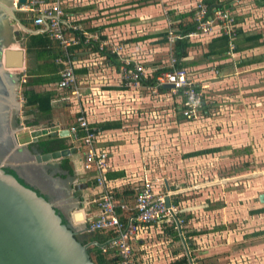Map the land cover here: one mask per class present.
<instances>
[{
    "label": "crops",
    "instance_id": "obj_1",
    "mask_svg": "<svg viewBox=\"0 0 264 264\" xmlns=\"http://www.w3.org/2000/svg\"><path fill=\"white\" fill-rule=\"evenodd\" d=\"M75 1V3L72 1V4L69 1L68 5L64 7V21L67 20L66 22H70L69 24L76 27L78 35L83 40L96 36L101 43L106 42L110 49L115 44H119L123 48L124 57L142 62L146 71L144 78H147L151 77L156 70L162 69V65L166 61L163 60L161 64L159 63V53L165 51V47L155 44L160 37V33L166 30L168 25L162 15V9L175 10L181 13L190 10L193 4L200 0ZM232 7V13L235 16L242 17V20L237 24L238 28L243 32L256 34L260 37L254 45L243 42L241 50L231 52L226 59H219L205 65L186 67L188 73L196 82V77H200L198 79L200 82L201 80L204 81V84H201L204 89L216 87L217 94L222 95L221 98L217 99L218 109L215 118L201 116L193 122L178 121L180 117L176 115L174 105L171 106L173 107L172 111L169 103L171 99V105L174 103V97H160L161 93L154 97L149 94V87L147 86L139 83L137 87H129L126 83H122L118 73V66L120 65H113L112 60L107 59L103 53L85 51L84 46L87 44L84 42L79 44L82 45L84 51L81 49L76 55L72 51L73 57L78 62L74 72L78 83V92L81 94L79 99V96L73 94L72 89H58L60 68L57 67L59 65L55 63V59L53 61L54 50L49 52L48 47H46L39 53L28 52L27 43L30 34L24 32L21 36L15 35V32L21 29L7 19L4 31L2 30L6 40L4 42L0 39L6 44L9 43L10 48H21L23 51V67L11 71V73H18L20 77L18 96L22 101V110L33 113V115L37 111L35 107L29 108L24 105V91L32 92L35 95L46 93L51 95L49 118L42 117L37 111L39 121L32 126L38 128L58 126L60 130L68 129L80 115L78 112L80 109L82 111L85 109V116L92 124L96 125L106 121L119 122L120 126L117 128L101 130L103 138L96 145L111 151L108 168L104 174L106 184L113 191L120 192V190L128 187L133 189L141 178L148 176L153 179H160L161 189L163 192L170 193L171 203L173 195L186 196V200L179 203V208L181 212L190 215L191 218L188 222L192 224L190 230L195 231L197 234L188 236V240L192 244L195 243L197 247L202 245L199 248H203L202 242H209L214 234L218 235L217 232L208 231L210 229L217 231V229L212 228L215 224L212 221L208 223V219L209 216L212 217V214L214 216L219 211L222 213L227 211L226 208H220L227 205L226 203L223 204L226 199H228L229 207H233L232 216L234 218H240L242 214L239 202L242 200L241 196H245L246 193L244 191L237 193L234 189L231 194H225L220 189L219 200L223 206L209 208V202L213 204L215 200L209 199L210 196L205 195L204 189L215 182L231 181L233 183L231 186L235 187L242 178H247L248 202L249 205H252L248 210V214L251 215L248 219L249 225L251 222L256 224V221L264 223V212L250 214L251 211L264 209V203H260L258 198L261 193H264V0H235ZM24 26L32 31H43L42 28H33L32 25ZM70 32L66 33L67 37L71 36ZM44 33L45 31L32 35ZM100 37L103 38L100 39ZM138 37H146V39L127 42ZM211 37L212 35L202 36L195 41L206 44ZM53 46L55 47L54 44ZM109 54L115 55V61L119 62V58L115 53L109 51ZM193 54L192 52L190 55ZM226 63L232 64L229 66L230 69L216 70V66ZM54 68H56L55 73L53 72ZM200 69L201 72L198 71ZM86 99L87 101H85ZM162 106H165L168 112L166 118L162 114L156 116L159 114V110L163 108ZM161 117L165 119H160ZM19 119L27 124L33 122L30 121L31 119L26 121L28 119L26 117H19ZM160 121L172 123L171 125L175 131L169 129L166 135L172 138V143L183 155L177 156V154L168 153L169 156H165L166 158L156 160L154 153L148 151L149 148L145 147L143 149L144 144H139V138H143L145 132L151 135L156 130L151 132L150 125L145 128L143 122L150 124L152 122L160 123ZM213 121L216 124V129L214 127L211 131L210 126H213ZM202 125L209 128L208 131ZM200 126L209 135L206 139L207 145L203 149L217 148L218 150L197 158L184 157V154L195 150L191 148V145L197 142L193 130ZM213 138H215V143ZM66 142L71 147L69 138ZM189 143L190 149H188ZM238 149H243L242 156L232 158L227 156L228 153L230 154ZM82 153L81 149H75L74 154L65 157L68 159L67 165L71 170V175H68V170L61 167L62 158L44 164L54 170V174L49 175L59 181L60 184L57 185L66 188L68 193L67 196H64L69 201L67 204L77 206V209L73 210L71 214L79 211L82 216V220L73 221V225H80L85 219H95L100 213L98 201L102 187L96 185L93 171L85 172L83 170L81 165ZM238 161L247 162L243 165L248 168V174L233 171L231 176L219 177L215 175L214 177V175H211L210 178L214 182L209 184L206 181L198 188L197 176L203 174V172L208 173V169L211 170L213 166L217 168L222 166L223 170L225 165L229 166L231 162L234 165V162ZM165 162H167L166 165L169 171L167 178L164 177L165 173L162 171ZM226 168L229 170L228 167ZM187 176L189 181L193 179L194 182L188 183ZM194 184L196 185L194 186ZM130 197L131 195L128 194L123 196V199H125L123 201L128 207L134 204L133 198ZM230 200L232 206L229 204ZM123 212L119 207L115 210L117 217L121 214L124 215ZM218 225L216 223V226ZM166 229L169 228L165 224L138 226L135 235L137 239L134 241L133 247L139 249L140 260L143 261V264H169L171 260H175V257L180 258L182 256L180 253H175L177 252L175 249L177 243H180L183 249L181 240L176 241L170 231ZM261 229L264 230V226ZM256 231L257 229H255ZM207 236L209 240L205 239ZM243 236L244 233L242 235L238 234L235 240L240 243L245 242ZM256 238H248L246 251L253 253L264 250V235L259 242ZM241 246L240 244L239 247ZM166 249L170 252V261L165 260L169 257ZM259 264H264V261Z\"/></svg>",
    "mask_w": 264,
    "mask_h": 264
},
{
    "label": "built area",
    "instance_id": "obj_2",
    "mask_svg": "<svg viewBox=\"0 0 264 264\" xmlns=\"http://www.w3.org/2000/svg\"><path fill=\"white\" fill-rule=\"evenodd\" d=\"M69 1L76 2L75 0H25L24 4H19L15 0L14 6L20 16L23 15L26 20H31V23L34 26L42 28L51 40L58 42L61 51L60 55L55 58V63L60 65L57 87L62 90L72 89L73 94L79 96L80 99L81 94L78 92V83L74 72L78 62L73 57V52L69 48L79 45L82 42V38L77 34L78 29L76 27L69 24L70 22H66L67 20L64 21V7L67 6ZM195 9L193 19L197 22L198 32L188 34V38L194 39L207 35H219L220 33L228 36L234 34V29L237 26L234 23L233 13L229 10H217L214 12L213 17H207L206 8L200 2L196 5ZM68 31H71V36L69 37L66 36ZM167 38L168 44H171L178 36L168 30ZM83 42L98 45V51L106 49L115 53L120 62L119 78L127 86L137 87L140 83V77H145L146 71L142 62H136L133 59L124 57L123 48L119 44H115L110 49L106 42L101 43L96 36L85 38ZM233 48L234 45L230 42V53ZM165 66H167V69L156 76L155 85L149 87V94L154 97L158 96L159 92L157 88L159 86L165 88L169 86L167 88L168 92L159 96L168 95L174 97L175 102L182 107V115L185 121L197 120L201 117L200 104H202L204 93L203 87L198 85L187 69L175 68V59L168 58ZM21 79L24 83L22 76ZM78 112L80 115L67 129L68 138L76 150L81 149L83 151L81 162L83 170L85 172L93 171L96 185L102 187L101 196L98 201L100 213L95 219L90 218L83 221V232L113 231L115 236L107 240V244L101 248L102 251H114L118 258L117 264H143V261L140 260L139 249L133 247V243L137 239L135 235L138 226L152 224L170 225L172 223L176 229L174 216H176L179 209L177 210L171 202L170 207H166L164 198L165 196L170 197V193L162 191L160 179H153L148 176L141 178L133 187V206L128 207L123 200L115 198L113 189L108 187L104 179L111 151L107 148L96 146L101 141V138H103L102 131L95 124L88 121L85 116V109L84 111L80 109ZM143 138H139V144H144L142 146L144 149L145 147L147 148V142L145 141L146 137L144 136ZM118 207L127 216L125 225L115 214V210ZM176 220L181 227L183 224L182 219L176 217Z\"/></svg>",
    "mask_w": 264,
    "mask_h": 264
},
{
    "label": "water",
    "instance_id": "obj_3",
    "mask_svg": "<svg viewBox=\"0 0 264 264\" xmlns=\"http://www.w3.org/2000/svg\"><path fill=\"white\" fill-rule=\"evenodd\" d=\"M14 2L15 0H0V39L2 40L6 19L30 35L43 32L44 30L32 31L22 25ZM16 3L24 4L25 0H16ZM1 40L0 264H94L88 252V244H82L76 237V233L83 230V225L72 223L76 219L82 220L79 211L71 214L77 206L67 204L69 201L65 199L68 193L66 188L57 185L60 184L59 181L46 174V170L50 168L44 165L74 154L75 148L68 147L35 155L28 149V146L36 144L41 137L47 135L68 137V130H60L58 126L27 128L22 122L13 125L12 120L19 113L22 101L18 96L19 74L11 71L23 67V51L21 48H10L9 43ZM18 153H23L28 158H24V155L19 157ZM7 167L16 177L4 171ZM26 170L43 187L40 194L30 182L25 181ZM258 198L260 203H264V193ZM164 202L169 208V196H165ZM174 219L187 261L193 264L176 216Z\"/></svg>",
    "mask_w": 264,
    "mask_h": 264
},
{
    "label": "trees",
    "instance_id": "obj_4",
    "mask_svg": "<svg viewBox=\"0 0 264 264\" xmlns=\"http://www.w3.org/2000/svg\"><path fill=\"white\" fill-rule=\"evenodd\" d=\"M234 1L235 0H200L199 2L201 5L205 6L206 16L207 17H213L214 12L217 10H220V11L229 10L230 12H232V10H233L232 4ZM151 2H154V1H151ZM70 3L72 4V1ZM195 11H196L195 8H191L190 10L184 11L181 13L176 12L175 10H167L166 11V17L169 19L170 24L166 28V30H164L160 33V35H159L160 37L155 42V44L159 45L160 47H165V51L167 54L166 60H168V58H170V57L175 59V68H185L186 69V67L205 65L207 63L214 62V61L219 60V59H226L230 55V50H229V43L230 42L234 45V48L232 49L231 52H237V51L241 50V44H243V42L254 45L257 43L258 38L260 37L259 35L249 34L247 32H243L241 29H239L237 24L242 20V17H238V16H235L233 14L232 16L234 18V23L237 26L234 29V34H231L230 36H228L224 33H220L219 35H212V37L210 38V40L206 44H202L201 41L196 42V41L187 37V35L190 33L198 32L197 31V22L194 21V19H193ZM21 17H22L21 23L23 25H26V26L32 25L33 28L37 27L31 23L32 22L31 20H29L28 24H25L24 23L25 20H23V19H25V17L23 15H21ZM168 30H170L172 32V34L178 36V38H176L171 44H168V38H167L168 37ZM77 34H79V33H77ZM28 37H29V40L27 43V51L28 52L32 51L35 53H39L40 51L42 52L43 48L48 47L47 50L49 52L51 50H54L53 53L55 55L53 56V61L56 57H58L60 55V51H61L60 45L58 44V42L51 40L47 33L40 34V35H30ZM102 38L103 37H100V39H102ZM199 38H201V37H199ZM143 39H146V37H138L137 39H135V38L130 39L127 42H135V41H140ZM82 42H83V39H82ZM53 44L55 45V47L53 46ZM169 45H170V47H169ZM97 46L98 45H95L94 43H89L86 46H84V48L86 49L85 51H89V52L96 51V52L103 53V54H105L107 59L112 60L111 62L113 63V65H118V64L120 65L119 62L115 61V59H116L115 55H110L109 51L106 49H104V50L102 49V51H98ZM81 49H83L82 45L72 46L69 48V50L73 51L75 55ZM205 49H206V51H205ZM83 51H84V49H83ZM191 52H194V54L190 55ZM165 65H166V61H165V64L162 65V69L156 70L151 75V77H147V78L140 77V81H139L140 84L147 86V87H152L153 85H155L156 76L160 75L161 72H163L164 70L167 69L166 68L167 66H165ZM231 65H232L231 63H228V64L226 63V64L220 65L218 67L216 66L215 68H216V70L217 69H225V68L230 69L229 66H231ZM59 66H57V67L60 68ZM53 72L54 73L56 72V68H54ZM59 90H62V89H59ZM157 91L159 93L163 94L165 92H168V89L163 87V86H159L157 88ZM23 94H24L23 96L25 98L24 105L26 107H29V108L35 107L36 110L41 114L42 117L45 116L46 118H49V114L51 111V104H50L51 95L50 94L46 93V94H42V95H35L32 92H27V91H24ZM177 105H178V103H177ZM210 106H211V104H209L207 101L202 99V104H200V116L209 117V107ZM179 110H180V112H179L180 119L178 121L179 122H181V121L186 122L184 116L182 115L183 110H182L181 106L179 107ZM32 112H34V111H32ZM26 113H27V111H26ZM27 114H31V113H27ZM35 124H37V121L29 122L27 124V126H32ZM95 126H97L100 130H106V129L117 128L120 126V123L115 122V121H106V122L98 123ZM66 140H67V138H61V137H58L57 135H55V136L48 135V136L42 137L38 140V142H37L38 149H39L41 154L63 150V149H66L69 147ZM217 150H218L217 148L196 150V151H192V152H188V153L184 154V157L202 156V155L214 153ZM242 151H243V149H238L237 151L231 152L230 156L231 157L242 156L241 155L243 153ZM67 160H68L67 158L61 159V165H62L61 167L64 170H68V172H67L68 175H71V170L69 169V167L67 165V163H68ZM5 171L7 173H10V174L15 176V174L11 170L5 169ZM231 175H232V172L228 173V176H231ZM18 181L20 183H23L21 179H18ZM123 190H120V192H118L117 190L114 191L115 198H117L118 200H125V199H123V196L128 194V195H131L130 198H132V196L134 195V189H132L130 187L125 188ZM172 197L173 198H172L171 204L174 207H176L177 210L178 209L180 210L179 203L181 202V198L179 197V195H173ZM179 210L176 213V217H178L179 219H182V221H183V224L181 225V232H182V234L184 233L185 243L188 247L191 258L193 259V255H192L191 251L194 249V245L191 243L190 240H188V236L195 235L197 233H195V231H191V230H187L186 232H184V230H185L184 228L188 226V222L190 220V217H189L190 215H186L184 212H181ZM263 212H264V209H258L255 211H251L250 214H256V213L259 214V213H263ZM125 214H126V212H125ZM118 218L120 219V221L124 225L126 224V218H127L126 215L121 214ZM62 222L65 223L64 220H62ZM166 227L169 228L166 230L170 231V234L172 235V237L176 241H179L178 232L175 229L174 224L171 223L170 225H166ZM113 236H115V233L113 231H107V232L94 231L87 236L84 234L83 239H79V238L78 239L81 241L82 244L90 243L91 241H96V243L103 244ZM88 252H89L90 257H91L94 264H117V262H118L117 255H115L116 253H114V251H112V250H107L106 252H103L99 247L92 245L88 248ZM175 253H177V252H175ZM178 253H181V251H179ZM194 262H196V261H194ZM194 262H193V264H194ZM169 264H189V263L187 261L186 255L183 253L179 259L173 260Z\"/></svg>",
    "mask_w": 264,
    "mask_h": 264
},
{
    "label": "rangeland",
    "instance_id": "obj_5",
    "mask_svg": "<svg viewBox=\"0 0 264 264\" xmlns=\"http://www.w3.org/2000/svg\"><path fill=\"white\" fill-rule=\"evenodd\" d=\"M198 3H199V1L196 4L194 3L192 8H195ZM167 10H169V9L163 8L162 9V15L164 16L165 21H167V24L168 23L170 24L169 19L166 17V11ZM167 27H168V25H167ZM20 31L21 30L18 29V35L19 36L24 34L23 31H21V32ZM3 35H4V32H3ZM196 39L197 38H194L192 40L195 41ZM190 54H192V52ZM158 57H159V63L161 64V61L166 60V58H167L166 51L159 53ZM198 71L201 72V69ZM201 74L202 73H200V75ZM199 78L196 77V80H197L198 85L200 84L199 86H201V84L202 85L204 84V81L201 80V82H200L198 80ZM203 80H205V78H203ZM203 90H204V93H203L202 99H204L209 104H211V106L209 107V116H210V118H215V116H217L216 111L218 109L217 99L221 98L222 95L217 94L218 90L216 87L215 88L211 87L209 89L208 88L204 89V87H203ZM167 97H170V96L167 95ZM171 101H172V99H171ZM171 101H169L170 107L174 105V107H175L174 111H175L176 115L180 116L179 115V112H180L179 107L180 106L177 105L175 100H173L174 103L171 105V103H172ZM162 107L163 108L159 110L160 112L156 116H159L160 114H162V115H165V118H166L167 117L166 114L168 112H167L165 106H162ZM171 109L173 111V107H171ZM35 113H36V115H35ZM35 113H34V115H33V113L27 114L26 111H24V110H22V108H20V111L17 114H18V117L28 118L26 121L31 119L30 121H37L38 122L39 121V118H38L39 115H38L37 111H35ZM165 118L161 117L160 119H165ZM194 121H196V120H194ZM22 123L27 128L31 127V126H27V123L24 122L23 120H22ZM143 123L145 125V128L147 127V125H150L149 129L151 132L156 129L155 132H152L151 135L148 134V132H145L146 133L145 134V137H146L145 141L147 142V148H149L148 151L154 153L153 155L155 156L156 160L163 159L165 156H169L168 153L177 154V156L183 155L182 152L178 151L176 149V147L174 146V144L172 143V141H173L172 138H169L166 135V133L168 134L169 129L173 130L171 122L165 123L163 121L162 122L160 121V123L159 122H152L150 124H148L146 122H143ZM212 125L213 126H210L211 131L213 130L214 127L216 129V124L214 121H213ZM202 126L205 127V125H202ZM203 127H201V126L196 127L193 130V134H195V139L197 140V142H195L191 145L192 149H195V150L196 149L197 150L203 149V147H205L207 145L206 139H208L209 135H207V133H205L204 129L206 131H208L209 128L205 127L203 129ZM172 130H170V131H172ZM173 131H175V129ZM213 142L215 143V138H213ZM188 149H190V143H189ZM213 156H215V155H213ZM227 156L232 158L229 153L227 154ZM197 157H199V156H197ZM166 163L167 162H165V167L163 168L162 171L165 173L164 177L167 178L169 176V171L167 169ZM244 163H247V162L238 161V162H234V165H233V162H231V164H229V166L225 165L223 170H222V166H219L218 168L216 166H213V168L211 170L208 169V173L203 172V174L197 176L196 179H197V183H198V188L200 186H202V184H204L206 181H208L209 184L211 182H214L210 178L211 175H214V177H215V175H217L219 177L228 176V173H230V172L233 173V171H235V172L240 171V172L248 174V168L244 167V165H243ZM196 165H198V164H196ZM226 167H228L229 170ZM238 168H239V170H237ZM212 171H213V173H212ZM186 180H188V183L194 182L193 179H190V181H189L188 176H187ZM220 182L221 183L215 182L212 185L205 187V189H204L205 195L210 196L209 199L215 200V202H213V204H211L209 202V208H217V207L223 206L222 202L219 200L220 199L219 195H221L220 189L225 194H227V193L231 194L232 190L234 189L235 191H237V193L238 192L242 193L243 191H244V193H246L245 196H241L242 200L239 202L241 205L242 214H241L240 218H234L232 216L233 207H229L228 199H226L225 200L226 202H223V204L226 203L227 205H225V207L223 206L220 208H226L227 211H225L224 213L219 211L214 216H213V214H212V217L209 216V219H208L209 222L208 223H210L212 221V223L215 224L212 228L217 229V231L214 229H210L208 231L209 232H217L218 235L214 234L209 242H206V241L202 242L203 248H199V247H202V245H198L199 247H197V245H195V243L193 241L194 249L191 252H192V255L194 257L193 262L196 261V262H194V264H259V263H262L264 261V250L253 252V253H250V252L245 250V248L248 244V238L257 237L256 240L259 242L261 240V238L263 239V235H264V230L261 229V227L264 226L263 222L256 221V224H254L255 222L254 223L251 222L249 225L248 219L251 217V215L248 214V210H249V207L252 205H249V202H248L247 178H242V180L237 182L235 187L231 186V185H233V183L231 181H225L224 183L222 181H220ZM243 182H244V184H243ZM195 185L196 184H194V186ZM171 187H173V186H171ZM200 189H202V188H200ZM198 191H199V189H198ZM179 197L181 198V201L186 200V196L179 195ZM229 204L232 206L231 200L229 201ZM235 207H236V205H235ZM222 222L224 224H221ZM216 223H218L219 225L216 226ZM191 225H192L191 223H188V226L184 228L185 229L184 232H186L187 230H190V228H192ZM255 229H257L256 232H255ZM79 233H80V235L85 234L83 232V230H82V232H79ZM242 233H244L243 240H246V241L241 242V243L237 242L235 239L238 237V234L242 235ZM85 235L87 236L88 234H85ZM183 236H184V233H183ZM258 236H261V237H258ZM205 239L209 240L208 236L205 237ZM91 242L96 243V241H91ZM97 244H99V243H97ZM240 244L242 245L241 247H239ZM95 246H97V245H95ZM97 247L101 248L102 246H97ZM168 248H170V247L168 246ZM175 249H176L177 253L179 251H181V253H180L181 255L184 253L183 249L181 248L180 243L179 244L177 243V246ZM166 250L169 253V257L166 258L165 260L170 261L171 260L170 252L168 249H166ZM176 259H179V258L175 257V260ZM171 261H173V260H171Z\"/></svg>",
    "mask_w": 264,
    "mask_h": 264
},
{
    "label": "flooded vegetation",
    "instance_id": "obj_6",
    "mask_svg": "<svg viewBox=\"0 0 264 264\" xmlns=\"http://www.w3.org/2000/svg\"><path fill=\"white\" fill-rule=\"evenodd\" d=\"M17 17L22 21V17L20 15L17 14ZM23 20H25V22H24L25 24H28L29 20H26V19H23ZM15 33L18 34V31H16ZM2 40L4 42L6 40V37L4 35L2 36ZM12 121H13V125L14 126H16V124H18L19 122H22V121H20V119L18 117V114L16 115L15 119H13ZM28 149H30L29 151L31 152L32 155L41 154L39 149H38V144L37 143L28 146ZM20 155H21V157L24 155V158H28V156L23 154V153H18L19 157H20ZM5 169H9V168L8 167L4 168V171H5ZM46 174L53 175L54 174V170L50 168V169L46 170ZM24 179H25L26 182H30V184H32L35 187L34 189L37 191V193L40 194V191H42L43 187L35 180L34 175L32 173H30V172H28L26 170L24 172ZM76 237H78L79 239H83V235H80L79 233H76ZM85 244H88V243H85ZM88 248H89V244H88Z\"/></svg>",
    "mask_w": 264,
    "mask_h": 264
},
{
    "label": "clouds",
    "instance_id": "obj_7",
    "mask_svg": "<svg viewBox=\"0 0 264 264\" xmlns=\"http://www.w3.org/2000/svg\"><path fill=\"white\" fill-rule=\"evenodd\" d=\"M18 15H19V14H18ZM20 21H21V20H20ZM22 25H23V24H22ZM71 125H72V124H71ZM71 125H70V126H71ZM70 126H69V127H70ZM64 138H68V137H64ZM70 142H71V141H70ZM71 147H72V144H71ZM73 221H74V220H73ZM73 221H72V222H73ZM80 225H82V224H80ZM79 234H80V233H79ZM85 234H88V235H89V234H91V233H85ZM83 235H84V234H83ZM77 238H78V237H77ZM88 244H89V247L93 245L92 242H90V243H88ZM103 244H104L103 246H105V245L107 244V241H106L105 243H103ZM103 246H102V247H103ZM102 247H101V248H102ZM101 248H100V249H101ZM101 250H102V249H101Z\"/></svg>",
    "mask_w": 264,
    "mask_h": 264
},
{
    "label": "bare ground",
    "instance_id": "obj_8",
    "mask_svg": "<svg viewBox=\"0 0 264 264\" xmlns=\"http://www.w3.org/2000/svg\"><path fill=\"white\" fill-rule=\"evenodd\" d=\"M80 215H81V214H80ZM76 220H77V221H76ZM76 220H75V221L78 222V220H80V219H76Z\"/></svg>",
    "mask_w": 264,
    "mask_h": 264
}]
</instances>
